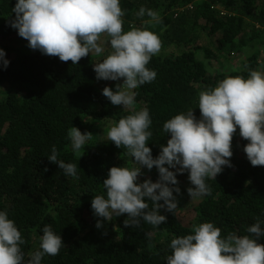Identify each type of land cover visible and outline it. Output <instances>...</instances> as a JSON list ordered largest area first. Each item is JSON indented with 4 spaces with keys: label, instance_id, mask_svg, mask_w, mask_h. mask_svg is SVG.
<instances>
[{
    "label": "trees",
    "instance_id": "trees-1",
    "mask_svg": "<svg viewBox=\"0 0 264 264\" xmlns=\"http://www.w3.org/2000/svg\"><path fill=\"white\" fill-rule=\"evenodd\" d=\"M16 3L0 0V48L10 61L7 68L0 66V211H7L21 231L26 260L39 248L45 225L62 236L64 246L58 255H46L42 264H167L171 239L190 234L194 224L213 222L222 236L248 234L246 229L257 218L264 228V166H252L243 150L248 141L238 128L232 142L233 166H224L216 180L206 179L211 195L190 208L189 225L180 218L191 200L187 171L177 173L181 192L174 193L179 201L175 215L161 209L167 220L159 226L142 222L140 228L125 227L127 214L107 221L95 216L91 207L94 195L106 194L102 182L112 166L137 165L126 150L98 137L102 122L117 123L133 111L148 108L153 133L148 146L153 157L158 156L161 145L170 139L163 131L168 119L189 108L200 118V91L227 75L247 78L252 69L264 71V0H121L125 31L149 19L137 15L141 7L152 9L164 15L160 27L168 26L167 40L176 44L177 51L151 58L148 67L157 72L156 79L134 90V109L119 111L102 94L101 83L109 80L96 79L98 56L90 53L72 64L40 50L3 44L20 37L9 23L15 18ZM245 32L253 39L262 37L263 48L253 51L241 69L211 71L205 59L230 52ZM203 37L207 45L199 44ZM73 126L93 133L79 153L73 151L68 136ZM53 146L58 160L76 165V177L65 175L49 161ZM152 169L149 178L155 182L159 173L155 166ZM97 220H103L99 229ZM148 232L151 238L146 237Z\"/></svg>",
    "mask_w": 264,
    "mask_h": 264
},
{
    "label": "clouds",
    "instance_id": "clouds-1",
    "mask_svg": "<svg viewBox=\"0 0 264 264\" xmlns=\"http://www.w3.org/2000/svg\"><path fill=\"white\" fill-rule=\"evenodd\" d=\"M12 12L15 18L9 20L10 26L28 41V46L59 57L62 62L79 64L90 53L100 56L105 52L104 43L109 44L111 51L101 62L94 63V71L97 80L123 78L115 90L111 86L102 90L113 105L134 108V90L156 79L157 72L148 65L160 53L162 42L149 28L160 23L161 18L152 9L141 7L137 15L149 19L139 27L130 25L127 31L120 0H17ZM102 37L106 38L104 42ZM9 63L5 50L0 48V66L7 68ZM198 107L199 119L189 108L163 124L170 139L161 145L155 158L148 146L153 135L148 108L133 111L107 129V139L126 150L139 166L109 169L102 182L106 194L94 195L91 203L95 216L112 221L113 216L127 214L125 227L140 228L142 222L159 226L167 220L161 209L175 215L179 203L175 194L181 192L177 173L185 171L192 185L187 188L191 199L211 195L206 179L216 180L224 166H233L232 142L237 128L248 141L243 150L252 166H264V71L252 69L247 78L227 75L214 87L198 93ZM68 136L73 151L79 153L93 133L73 126ZM57 156L53 146L49 161L58 164L65 175L76 177V165L58 160ZM154 166L159 179L138 182L142 168L151 170ZM261 223L257 218L246 229L248 234L230 232L226 236L213 222L194 224L190 234L171 239L167 264H264ZM95 226L101 228L103 220H97ZM42 233L39 248L26 260L21 247L26 241L21 231L7 211H0V264H42L46 255H58L64 246L62 236L51 225H45ZM151 236V232L146 233V237Z\"/></svg>",
    "mask_w": 264,
    "mask_h": 264
},
{
    "label": "rangeland",
    "instance_id": "rangeland-1",
    "mask_svg": "<svg viewBox=\"0 0 264 264\" xmlns=\"http://www.w3.org/2000/svg\"><path fill=\"white\" fill-rule=\"evenodd\" d=\"M197 1H199V0H195V2H197ZM120 2H121V0H120ZM192 5H194V4H192ZM192 5L189 4V7H192ZM219 8H221V7H219ZM159 16H160L161 20L164 18V15H162V14H160ZM161 20H160V22H161ZM141 24L142 23H140L138 25L137 24H134V25L139 27ZM167 28H168V26L163 27L162 25L160 27V23L156 24L154 27L150 26V28H149V30L155 32L159 36V38L162 42V48H161L160 53H169L172 51H177L176 44L173 42H169L167 40V37H166V35H167L166 29ZM127 30H129V29H127ZM250 38H251V33L245 32L236 40L238 46L233 48L230 52L224 51L223 54L220 53L217 56H215L214 58H212L211 60L205 59L210 64V66H209L210 70L213 72H219L220 73V72H229L232 69L243 68L242 63L244 62V60L250 54H252L253 51L260 49V48H263L262 37L261 38L257 37L255 39H253V38L250 39ZM105 40H106V38L102 37V42H104ZM3 44H6V45L13 47V48H21L23 50L30 48L28 46V41L21 38V37L6 40L3 42ZM199 44L200 45H207L208 39L203 37V39L200 41ZM104 48H105V52L103 54H101L100 56H98V59H100L99 62H101L102 59L105 58V54L107 53V50L110 51V48L106 42L104 43ZM200 55L202 58H204V55L202 53ZM117 83L122 84L123 78H121L120 81L109 80L105 83H101V90H103V88L105 86H111L113 88V90H115V85ZM110 105L113 109H115L117 111L125 110V109H123V105H113L111 103V101H110ZM134 108H135V106H134ZM134 108H131V109H134ZM113 124H115V122L112 120L103 121L99 127V130H98V134H97L98 137L101 139H107V136H106L107 129L110 126H112ZM135 166L138 167L139 165H135ZM152 170L153 169L148 170L146 167H143L142 168V174L139 177L138 182H143V180L149 178L150 174L153 172ZM186 184L188 185V187L192 186L189 179H187ZM202 197H200V198H202ZM200 198L191 199L187 203V207L184 210H181L180 218L185 225L190 224L189 222H190L191 216H192V211L190 208L192 206L196 205Z\"/></svg>",
    "mask_w": 264,
    "mask_h": 264
}]
</instances>
